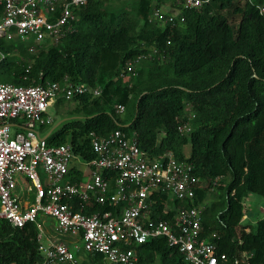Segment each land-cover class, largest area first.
<instances>
[{
  "label": "trees",
  "instance_id": "trees-1",
  "mask_svg": "<svg viewBox=\"0 0 264 264\" xmlns=\"http://www.w3.org/2000/svg\"><path fill=\"white\" fill-rule=\"evenodd\" d=\"M153 4L155 0H90L75 8L70 30L57 42L37 45L34 38L1 36L0 82L30 86L67 77L73 83L101 86L99 96L72 99L76 106L66 110L48 143L70 141L77 154L91 160L95 153L89 134L105 136L121 129L135 135L150 157L172 153L193 163L209 185L186 205L205 207L206 234L218 232L219 250L230 262L244 250L255 253L251 262L256 263L264 256V218L250 232L240 223L246 197L264 196V0H210L200 8L184 9L185 21L175 24L151 22ZM3 14L0 4V20ZM235 15L240 18L236 26L230 19ZM142 54L150 62L127 72V61ZM65 102L70 101L59 99L56 105ZM117 104L125 105L123 115L117 113ZM186 122L191 130L182 132ZM85 177L76 166L68 174L72 181ZM153 198L152 218L173 217L175 211H164L162 202L173 206L175 200L167 193ZM120 208L75 203L76 210L87 214ZM0 239V264L41 261L35 224L14 228L1 219ZM136 249L141 264H189L165 237ZM86 257L104 264L100 254Z\"/></svg>",
  "mask_w": 264,
  "mask_h": 264
},
{
  "label": "built area",
  "instance_id": "built-area-1",
  "mask_svg": "<svg viewBox=\"0 0 264 264\" xmlns=\"http://www.w3.org/2000/svg\"><path fill=\"white\" fill-rule=\"evenodd\" d=\"M89 1L0 0L4 6L0 37L34 38L37 45L57 42L70 30L75 8ZM209 1L155 0L150 21L184 22V9L200 8ZM3 56L0 52V64ZM146 58L142 54L127 61L125 69L133 72ZM102 91L101 86L73 83L67 77L63 82L30 86L0 82V220L14 228L37 226L42 259L36 264H96L87 253L100 254L104 264H141L136 247L159 237H165L189 264H229L228 254L219 250L218 232L206 234L205 207L186 205L209 185L196 174L193 163L172 153L150 157L135 135L121 129L105 136L89 134L95 153L91 160L77 154L70 141L50 145L44 139L46 128L54 123L49 107L59 99L99 96ZM125 109L116 105L121 115ZM188 117L194 114L188 112ZM190 130L189 122L181 128ZM72 166L85 172L83 181L68 178ZM163 193L176 201L172 206L163 200L164 211L175 214L152 218L157 201L153 196ZM76 202L121 208L87 214L75 209ZM243 230L250 232L251 227ZM254 257L253 251L238 250L230 264H264V256L252 263Z\"/></svg>",
  "mask_w": 264,
  "mask_h": 264
},
{
  "label": "rangeland",
  "instance_id": "rangeland-1",
  "mask_svg": "<svg viewBox=\"0 0 264 264\" xmlns=\"http://www.w3.org/2000/svg\"><path fill=\"white\" fill-rule=\"evenodd\" d=\"M133 0H129V3L131 4ZM164 10L169 11L170 7H164ZM231 22L234 26H236L239 22V15H235L233 17H230ZM158 23L164 24L162 20L157 21ZM46 43V42H45ZM150 62L149 59L142 60L140 66H143L144 64H147ZM129 77V76H128ZM76 106V101H70L65 102L59 106L55 105L52 107H49L48 113L54 118V123L51 126L56 125L59 121L64 119V116L66 114V110L70 109L71 107ZM48 127L46 128L44 134L47 135ZM187 151H189V146H187ZM85 168V167H84ZM212 198L209 199V203L212 202ZM244 212L247 215L246 219H243L240 225L242 226L241 229L245 226H250L251 230H256L257 223L260 219L264 218V196L257 194V193H250L246 199H245V207ZM82 244V243H81ZM111 264V263H107Z\"/></svg>",
  "mask_w": 264,
  "mask_h": 264
},
{
  "label": "water",
  "instance_id": "water-1",
  "mask_svg": "<svg viewBox=\"0 0 264 264\" xmlns=\"http://www.w3.org/2000/svg\"><path fill=\"white\" fill-rule=\"evenodd\" d=\"M65 119H62L61 121H59L51 130L50 132L44 136V139L47 138L59 125L62 124V122H64Z\"/></svg>",
  "mask_w": 264,
  "mask_h": 264
}]
</instances>
